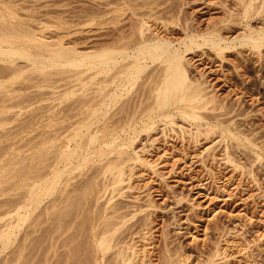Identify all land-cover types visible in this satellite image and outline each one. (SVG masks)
Segmentation results:
<instances>
[{
  "label": "bare ground",
  "instance_id": "1",
  "mask_svg": "<svg viewBox=\"0 0 264 264\" xmlns=\"http://www.w3.org/2000/svg\"><path fill=\"white\" fill-rule=\"evenodd\" d=\"M231 1L224 11L227 16L205 28L185 21L179 26L183 30L179 39L166 30L168 23L162 16L152 17L156 9L152 1L99 0L98 10L95 9L93 15L97 19L100 40L95 50L82 52L67 46L68 41H63L61 36L51 35L47 40L37 35L29 29L27 19L20 18L16 10L2 5L0 0V63L7 67L5 70L2 66L0 73L5 75L8 71L6 81L17 78L24 71L41 75V82L49 89L44 94L34 92L37 106L30 118L32 121L29 120L33 123L34 135L27 144L21 145L23 154L29 152L19 154L18 160L15 159L16 169L13 167L14 172L10 171L17 178L19 192L13 202L4 204L13 208L14 220L10 219L11 222L0 229V245L3 250L8 248L24 231L11 251L16 264L27 263L28 247L43 240L41 237L31 240L29 236L40 231L48 237L49 247L59 241L60 247L67 251L66 264H209L222 255L216 248L208 254L199 251V260L189 263V255L172 250L164 234L155 241L156 219L161 213L158 210L162 209L154 206L151 200L141 203L138 194L126 196L123 190L133 189L130 180L137 168L161 179L165 175L156 172L153 164L142 155L145 152L142 141L145 139L153 145L158 138L152 136L157 134L172 140V134H176L183 156H189L188 150L194 146L219 138L220 142H226L219 155L223 163L241 174L245 165L258 162L256 167L249 165V176L257 185L259 181L264 185L263 155L256 144L231 123L234 109L215 105L214 95L204 87L208 81L201 80L204 74L193 75L188 67L192 59H186L189 55L195 56L196 50L200 51L199 57L208 58L212 54L221 61L238 47L248 51L252 58L261 52L264 48V0ZM116 4L121 7L116 8ZM151 17L166 29H152L147 25ZM227 23L233 24V28L238 26L242 33L228 36L227 31L233 28ZM66 24L65 21L57 23L59 26ZM16 61L24 65L19 66L21 63L18 65ZM237 63L232 68L237 77L250 67L264 66L259 62L254 65L256 62L251 59L246 64ZM234 76L227 77L223 83L230 87V93L248 94L255 87L256 79L250 77L248 84L239 89ZM40 85L38 87H42ZM43 101L47 103L45 106L41 104ZM177 120L188 123L191 129L176 132ZM246 145L252 146L249 151L255 155L251 161L245 151ZM189 161V166L195 162ZM2 172L7 175L9 171ZM242 174L233 190H226L225 198L244 200L237 188L246 181ZM198 182L200 187L207 184L201 179ZM160 192L158 190L157 195ZM116 197H130L131 201L117 204ZM25 226L30 227L29 232L28 228L24 230ZM83 248L85 252L81 251ZM155 253L159 254H156L157 262L152 259Z\"/></svg>",
  "mask_w": 264,
  "mask_h": 264
},
{
  "label": "rangeland",
  "instance_id": "2",
  "mask_svg": "<svg viewBox=\"0 0 264 264\" xmlns=\"http://www.w3.org/2000/svg\"><path fill=\"white\" fill-rule=\"evenodd\" d=\"M138 1L141 2L143 0H137V2ZM147 1H152L156 5V9H153L154 13L152 14V17L162 16V19L168 23L166 29L162 24L157 22L155 23L151 17L149 18L150 20L147 25L152 26V29L155 27L159 31H164L165 29L167 31L169 30V32L172 33V36H174L173 38L179 39L182 38L183 35V30L179 28V26H181L185 21L187 24L194 27L201 29L205 28L208 25L224 19V17L227 16V13H225L227 11L226 8L229 7L232 2L231 0ZM97 2H99V0H1L2 5L11 7L13 10H16V14L20 18H25V20L27 19L26 23L29 29L33 30L35 33H37V35L45 36L47 37V40H50L48 39V36L51 37V35L52 37L61 36L63 41H68L67 43L69 44H66L67 46H73L78 50L81 49L79 51L82 52L95 50L96 48L94 46L98 45V39L100 40V31L97 26V19L93 15L99 7ZM117 6L116 8L121 7ZM32 15L36 16V18ZM59 21H65L67 23L66 26L57 25ZM72 21L73 23H71ZM255 22L253 21L252 23L255 24ZM227 24L231 25L230 23ZM232 25L231 28H233ZM105 32L108 33V31ZM241 33L242 31L239 30V27L234 25V28L228 30L226 34L228 36L234 37L235 35ZM107 38L108 36H106V39ZM196 52L195 56L192 54L186 57L187 60L188 58L192 59L188 65L189 69L192 70L191 72L195 76L203 73V77L206 78L204 79L202 77V81H210L209 83L207 82L208 84L205 83L204 87H207L210 95H214L216 106L221 104L222 106L225 105L227 108L232 107L234 109V114L232 113L234 117L232 118L231 123H233V125L236 124L238 129H240L248 139H251V141L256 144V149L260 151L261 155H263L262 157L264 158V66L261 68L250 67L251 69L249 68L245 70V73L244 71H241L240 77H237L235 74L234 76L232 69L234 63L238 64L237 61L239 63L244 62V64H246L249 59H251V61L253 60V62H256L254 65H257V62L264 65V48L261 49L262 53L260 52L258 55L253 56L254 58H252L248 51H246L244 48L238 47L237 49L231 50L228 54H226L225 60L223 61H221L219 58H215L212 54L211 57L209 56L208 58H205L207 56L204 57V55L199 57L198 55L200 51L196 50ZM15 63L18 65L21 63L19 66L24 65V62L21 61H16ZM5 65L6 64L4 63H0V68ZM5 68L7 67L5 66L4 69ZM212 69L215 70V72H213ZM23 73H21L17 78L7 81L5 79H9V73L7 76H5L6 74L3 75L4 72L3 74L0 73V75H3L0 76L2 77L0 79L2 80L0 81V165H2V167L0 166V229L5 228V225L8 222L14 220L13 208L7 205V207H5L4 204L15 200L17 198L16 195H18L17 192H19L17 187L19 184L17 178L15 177L14 173L12 174L10 171L14 172V168L16 169L17 164L15 162L17 161H15V159L18 160L20 155H25L29 152L28 151L23 154V152H21L23 147L21 148V145L27 144L34 135V132L32 131L33 123L31 122L32 119H30L32 118V114L34 113L35 107L37 106V104L34 102V95L36 92L38 95V93L42 92L44 94L49 90L47 87H45L46 83L41 82V75H36L34 73L31 74L25 71ZM28 73L29 75H27ZM233 76L235 78L237 77L236 82L238 88L247 85L250 77H255V87H253V90H251L248 94H241L240 91H238L236 94L230 93V87L223 83H225V80L231 77L233 78ZM29 78L32 80L29 81ZM3 80L5 81L4 83ZM58 84H61V82ZM39 85L42 87H38ZM10 96L12 97L10 98ZM4 97L7 99V101H5L6 99ZM41 104H44L42 106H45L47 103L46 101H43ZM3 111L6 112L3 113ZM8 112L9 114H7ZM232 114L230 116H233ZM174 127V130H176V132L178 131V133L181 132L180 130L185 132V129L186 131L191 129L188 123L180 120L176 121ZM157 135L152 136V138H158V140L155 141L153 145L150 144L151 142H145V139L142 141L145 146V152L142 155L153 164V169H155L156 172L160 171L158 173L163 172L165 175H163L161 179L155 174H150L151 172L141 171V169L137 168L135 171H133L134 175L130 180L132 184L131 186H134L133 189L129 191L127 189L123 190L125 192L124 195L126 196H135L138 194V197L140 198L139 201L141 203H148L147 201L151 200L150 202H152L154 206L156 204L158 209H162L158 210L161 213L156 219V222H158V226L156 227L158 228V231L154 232V240L159 241L161 239L159 238V235H161V233L164 234L165 238L167 239L166 242L170 243L169 245L171 249L173 248L172 250H176L177 253H186V255H189V263H194L195 261L199 260L197 255L200 252L208 254L211 253L214 248H216L222 255L215 257L214 262L209 264H246L245 259H248V264H264V185H262L263 181H259L260 184L257 185V183L249 176V165L252 163L243 167V174H241L242 176L244 175L246 181L242 182V187H237L239 190H241L242 193L240 194L244 200L241 202L237 201V198L235 199L234 197L225 198L226 194L228 193L227 191L233 190L237 184L238 178L241 177L239 172H233V169L230 167V165L223 163L224 161L221 160L222 157L219 156L220 151L224 150L226 143L225 141L220 142V140H218L219 138H217L211 143L208 141L202 142L200 145L194 146V148L188 150L190 154L189 156H183L180 152L182 145L179 143V140L176 139V134H172L175 141L174 139L172 140V138L167 139L165 137H160V134ZM15 147L17 149H15ZM246 147L248 148L245 149V151L247 150L246 153L247 155H250L248 156L250 158L249 160L251 161L255 157V155L249 151L252 149V146L246 145ZM139 148L140 147H138L137 150H139ZM189 159H193V162L195 161L191 166H189ZM9 161H12L13 164H11ZM257 164L258 162L255 161L252 165L256 167ZM9 167L11 170L8 169ZM4 169L10 173L8 172L7 175L6 173L3 175L4 172L2 171H4ZM169 170H171L170 173L168 172ZM200 179L204 181L202 183L206 182L207 184L201 185L200 187V184H198ZM157 189L161 191L159 195H157ZM124 201L128 203L131 201V199L130 197H116L115 202L117 204L118 202H121L120 204H122ZM125 202L122 205L126 204ZM10 209L12 213L10 212ZM27 228L29 232L30 227ZM27 228L25 226L24 230ZM40 232L33 233V235L29 236L31 240H33L35 237L38 239L41 237L40 239L43 240L40 244H35L36 246H33L31 243L32 248L28 247V250L25 252V254H27V258L25 257V262H27L26 264H66L67 251L60 247L58 244L59 241H56L55 244L49 247V245H47L49 241L47 239L48 237L44 231ZM22 233H24V231H22ZM22 233L16 236V241L14 240L13 244L8 248L3 250L0 245V264H16V261L12 259L11 251L18 240L21 239L20 235ZM84 250L85 249L83 248L81 251L85 252L86 250ZM156 254L158 253H155L152 257L154 262H157L155 259H157L159 255ZM9 257L12 260H10ZM22 260L24 261V258Z\"/></svg>",
  "mask_w": 264,
  "mask_h": 264
}]
</instances>
